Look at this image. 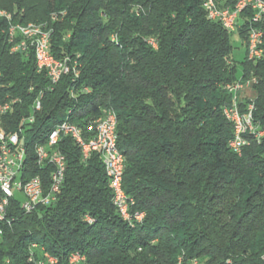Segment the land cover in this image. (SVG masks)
<instances>
[{"label": "trees", "instance_id": "1", "mask_svg": "<svg viewBox=\"0 0 264 264\" xmlns=\"http://www.w3.org/2000/svg\"><path fill=\"white\" fill-rule=\"evenodd\" d=\"M202 7V0H0L12 15V22L0 17V112L19 101L1 116L7 132L32 115L43 93L27 129V178L39 172L33 149L55 126L68 118L90 137L88 125L114 111L123 189L132 211L145 214L130 228L112 203L100 156L84 161L75 141L64 139L59 200L30 216L13 202L0 264H30L32 244L57 264L73 253L86 264H264V134L256 135L264 133V56L254 65L245 53L237 63L233 34ZM28 24L49 32L52 54L76 62L78 78L64 76L51 89L32 50L11 52L19 38L10 42L9 27ZM251 76L257 133L238 154L223 109L232 102L227 86Z\"/></svg>", "mask_w": 264, "mask_h": 264}, {"label": "built area", "instance_id": "2", "mask_svg": "<svg viewBox=\"0 0 264 264\" xmlns=\"http://www.w3.org/2000/svg\"><path fill=\"white\" fill-rule=\"evenodd\" d=\"M207 4H211L209 0H204L203 9L208 19L216 20L224 30H232L233 34H239V26L242 24H249V28H253V34L257 35V42L253 43V63L257 64L264 56V42L262 41L263 26H264V0H260V4H253V0L246 1L241 4V13L237 15L221 16V9L216 6V14H208ZM231 7V6H229ZM228 7V8H229ZM246 16H253V23H246ZM1 18L12 20L11 14L0 15ZM10 29H17V25L9 27ZM26 37V36H25ZM25 37H10V42H14L17 38L19 41L11 49L12 53L20 52V39ZM33 52H40L41 62L36 63L38 73H44L48 79L50 88L53 89L57 83H60V76H58V68H60V59L56 58L51 51V44L41 46V48L29 47ZM67 58L71 65V74L77 76L72 69V59ZM70 74V75H71ZM245 79L241 78L234 85L227 86V89L232 93L231 104L225 106L223 114L227 121H234V152L240 154L241 150L248 144L243 143L238 138L239 127V112H247L250 129H257L254 125L253 111L254 102H249L248 106L242 109L238 103V94L244 86ZM257 83H253L255 85ZM32 90V89H31ZM41 92L34 100L31 111L32 115L21 119L19 128L15 132H7L2 123L1 116L12 112L14 106L19 103L18 100L12 99L8 106H3L0 112V188L6 190L9 194L10 210L1 211L0 207V238L4 235L5 228L11 226L16 220V215L13 209V202L18 203V212L23 216H30L35 214L41 208H47L54 205L62 193V189L66 178L67 163L66 158L62 157V150H60L61 140L67 139L69 136H74L71 128V122L68 118L54 127V135L51 138H46L44 143H40L39 148L33 149L36 165L39 172L29 178V166L19 163V142L27 141V129L30 125L35 123L34 114L42 110ZM250 100V99H249ZM112 112H107L108 124L104 127L103 140L95 144L83 143L82 159L87 161L92 154H98L103 162L106 176L109 180V186L112 192V203H115L118 213L126 215V224L133 228L132 222L128 217L127 200L124 199V191H121L120 181L125 171V157L119 154V149H115L113 141H111V134L114 129L112 127ZM87 128H91V123ZM92 135L93 130H91ZM263 133V132H262ZM264 134V133H263ZM104 155H111V158H116V168L108 169V164H104ZM23 193H31V201H23ZM17 212V213H18ZM138 212V211H137ZM138 217L142 218V212H138ZM90 223L93 220L86 218ZM44 250L37 244H32L29 248L28 263L43 264V260L37 258V251ZM47 253V260L57 264V258ZM76 259H83L80 253H74L69 256L68 261ZM193 261L192 264H196ZM229 263V262H228ZM179 264L181 259H179Z\"/></svg>", "mask_w": 264, "mask_h": 264}, {"label": "bare ground", "instance_id": "3", "mask_svg": "<svg viewBox=\"0 0 264 264\" xmlns=\"http://www.w3.org/2000/svg\"><path fill=\"white\" fill-rule=\"evenodd\" d=\"M246 1L248 0H209L211 4H207V12L208 14H216V6H219V8H222L221 16L237 15L241 13V4H245ZM253 4H260V0H253ZM203 5H204V0H202V6ZM4 14H9V13L0 10V15H4ZM209 20L216 22V20L214 19H209ZM8 21L12 22V20H8ZM246 23H253V16H246ZM10 27H13V25H11ZM243 27H245L244 29L246 30V34H247V37L245 40L247 60L253 61V43L257 42V35L253 34V28H249V24H242L241 26H239V31ZM226 31L230 34H233L232 30H226ZM10 37H25V38L20 39V46H24L20 48V51H23V52H27L29 50V47H32V46L34 48H41V46L50 44V41H51L49 32H47L43 26H38L34 24L17 25V29H10L9 39ZM263 37H264V31L262 34V41H263ZM34 54H35L36 63H40L41 62L40 52H34ZM72 69H73V72L77 74V63L76 62H72ZM70 74H71L70 61H68L67 58L60 59V68H58V76H60V80H62L64 76H68ZM253 83H257V79L255 77L251 76L245 80L244 86L242 90L239 91V94H238L239 106L242 105V101H240L241 100L240 94L246 89L252 88ZM58 84L59 83H57L55 87ZM250 101L252 102L253 100L250 99ZM9 104L10 102H7L4 106H8ZM246 106H248V104H246ZM107 112H111V111H107ZM107 112L102 118H99L98 120H95V122H92L93 124H91V128H88L87 131L91 132V130H93L94 134L91 135L90 137L86 136L88 138L84 137L85 133L82 131V129H80L79 127H77L71 122V128H72V132L74 136H69L67 138L73 139L75 143L80 147L82 153H83L82 141H86L87 144H95L103 140L104 127L106 126V124H108ZM67 113L68 115H70L71 111ZM228 122L232 125L233 127L232 129L234 130V121H228ZM112 127H114V129L111 134V141H113L115 149H118V146H117L118 137H117V132H116L117 131V117L114 111L112 112ZM256 133H257V129H250L247 112H239L238 138H240V140L243 143H247L246 136L250 134H256ZM53 135H54V130L50 132L47 138H51ZM256 135L258 136V138H260L263 135V133H257ZM63 140H61V142ZM25 142L26 141L19 142V163H21L22 165H25V162L27 159V149L25 147ZM233 144H234V138L230 142V148L234 151ZM39 146L40 144L36 145L35 149L39 148ZM119 154L123 155L120 151H119ZM62 157H64L63 153H62ZM104 164H108V169H115L116 168V158H111V155H104ZM123 176L124 174L122 175V179L120 181L121 191H124ZM124 199L127 200L128 217L130 218L132 225L134 226L136 223H142L145 218V214L142 212V218H139L138 212L132 211V208L134 206V201L125 193V191H124ZM23 201H31V193H23ZM113 205L116 208L115 203H113ZM0 207H1V211L10 210L9 194L6 190H3V188H0ZM118 214L120 218L124 222H126V215L124 213H118ZM37 258H39L40 260H43V264H55L52 261L47 260V253L44 250L39 251V257ZM57 263H58V260H57ZM181 263H183L182 260H181ZM68 264H86V257L83 256V259H76L73 261H68ZM177 264H179V261L177 262Z\"/></svg>", "mask_w": 264, "mask_h": 264}, {"label": "rangeland", "instance_id": "4", "mask_svg": "<svg viewBox=\"0 0 264 264\" xmlns=\"http://www.w3.org/2000/svg\"><path fill=\"white\" fill-rule=\"evenodd\" d=\"M230 39H231V44L233 46V58L237 63H242L245 58V53H246L245 52L246 49H245V46L243 45V42L237 34L231 35Z\"/></svg>", "mask_w": 264, "mask_h": 264}, {"label": "crops", "instance_id": "5", "mask_svg": "<svg viewBox=\"0 0 264 264\" xmlns=\"http://www.w3.org/2000/svg\"><path fill=\"white\" fill-rule=\"evenodd\" d=\"M240 99L243 101L244 99H254L255 98V93L251 89H246L244 92L240 94Z\"/></svg>", "mask_w": 264, "mask_h": 264}]
</instances>
